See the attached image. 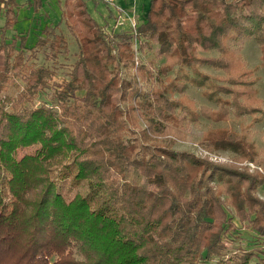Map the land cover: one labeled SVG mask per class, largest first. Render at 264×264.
<instances>
[{"label":"trees","instance_id":"16d2710c","mask_svg":"<svg viewBox=\"0 0 264 264\" xmlns=\"http://www.w3.org/2000/svg\"><path fill=\"white\" fill-rule=\"evenodd\" d=\"M86 1L63 0L65 32L44 26L28 45L20 3L0 0V264H264L261 244L224 239L233 217L264 236V174L166 137L200 116L260 119L240 50L255 39L264 66V0H149L116 40ZM191 86L216 107L197 106ZM208 133L207 149L263 163L246 136Z\"/></svg>","mask_w":264,"mask_h":264},{"label":"rangeland","instance_id":"374dc122","mask_svg":"<svg viewBox=\"0 0 264 264\" xmlns=\"http://www.w3.org/2000/svg\"><path fill=\"white\" fill-rule=\"evenodd\" d=\"M19 8L17 11L18 21L14 28L17 31L25 32L28 35L27 44L34 43L36 37L41 33L44 26H54L56 30L65 32V24L62 18V1L63 0H41V6L36 7L31 3V0H17ZM149 0H87L86 5L90 14L101 25L105 33L116 40L118 37L114 33H122L125 30L134 33L138 23L142 20L144 12L148 8ZM3 22V17L0 16V25ZM13 30H10L12 32ZM134 38V37H132ZM69 52L66 58H61L60 61L67 63L72 62L76 57L78 50L75 40L68 36ZM136 45H134L135 48ZM155 48V44L153 45ZM156 49V48H155ZM36 52V51H35ZM135 55L136 49L133 51ZM214 53V52H213ZM260 48L253 38L245 39L242 42L240 50V59L244 62V66L254 69L253 76L255 78L254 86L258 97L261 99L262 108L264 110V66L260 64ZM36 64L51 65L52 62L44 57V52L39 50L37 52ZM139 55V54H138ZM144 59L153 57V54H143ZM154 64L158 66L162 64V60H153ZM211 75H216L220 71L213 69L210 66L204 65L201 67ZM57 73L53 79L60 80L65 76L67 69L65 67H56ZM188 95L192 97L197 106L208 105L212 108L216 107L213 101L208 100L195 87L187 89ZM260 119L254 120L251 115H235L227 114L223 118L209 119L200 116L195 122H182L178 126L170 129L167 136L170 138L173 147L177 149H186L196 153L201 157H207L209 160L221 163H230L237 165L239 168H246L249 172L254 170L260 171L264 174L263 163H256L247 158H238V154L223 149L209 150L206 147L208 131L216 130L219 135L230 132H237L247 137L256 149L261 151L260 156L264 155V113L260 114ZM221 131V132H220ZM31 150V149H30ZM19 154V153H18ZM257 194L264 197V184L257 188ZM229 214V213H228ZM224 239L227 244L240 245L243 248L249 249L253 246L261 244L264 246V236L252 230L245 228L236 217H233V223L228 226ZM262 240V241H261ZM264 248V247H263Z\"/></svg>","mask_w":264,"mask_h":264},{"label":"built area","instance_id":"2783aa9c","mask_svg":"<svg viewBox=\"0 0 264 264\" xmlns=\"http://www.w3.org/2000/svg\"><path fill=\"white\" fill-rule=\"evenodd\" d=\"M104 1H106V0H104Z\"/></svg>","mask_w":264,"mask_h":264}]
</instances>
